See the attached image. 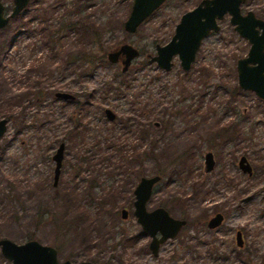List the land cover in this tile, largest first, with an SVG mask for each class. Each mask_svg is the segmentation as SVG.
Segmentation results:
<instances>
[{
  "label": "rangeland",
  "instance_id": "obj_1",
  "mask_svg": "<svg viewBox=\"0 0 264 264\" xmlns=\"http://www.w3.org/2000/svg\"><path fill=\"white\" fill-rule=\"evenodd\" d=\"M74 1L32 0L0 30V119L8 121L0 140V240L36 241L70 264H264V101L237 87L236 62L248 45L229 17L201 43L188 72L177 58L163 72L147 56L170 41L181 16L201 0H168L135 34L123 30L132 0H79L81 11L72 20L101 31V48L129 44L140 52L126 73L109 63L88 73L63 63L81 48L76 33H66L51 51L37 32L55 29ZM0 2L10 14L12 0ZM241 11L264 20V0H245ZM94 46L86 49L96 51ZM205 71L226 89L206 93L201 103L198 96L177 99L182 89H197ZM106 109L114 120H107ZM228 126L235 130L230 141H212ZM145 128L148 138H139ZM61 143L62 167L53 186L52 156ZM153 144L155 160L144 161L141 153L140 167L128 158ZM207 152L215 161L208 173ZM242 156L251 176L238 168ZM159 171L147 210L162 207L187 224L154 257L132 215L133 191L142 176ZM216 213L223 223L208 230ZM237 232L243 248L236 246ZM0 264L10 263L0 254Z\"/></svg>",
  "mask_w": 264,
  "mask_h": 264
},
{
  "label": "water",
  "instance_id": "obj_2",
  "mask_svg": "<svg viewBox=\"0 0 264 264\" xmlns=\"http://www.w3.org/2000/svg\"><path fill=\"white\" fill-rule=\"evenodd\" d=\"M31 0H13L10 14H6L5 7L0 3V30H3L12 19L17 18L29 5ZM168 0H132L128 18L123 24L127 34H135L138 28ZM245 0H201L194 9L184 13L176 25L170 41L164 45H156L155 56H147L149 64H155L163 72L173 67L174 58L178 59L183 72H188L195 62L196 53L201 43L212 34L219 32V23L225 16L229 17V24L234 32L249 46L245 57L236 62L237 87L245 92H252L258 99L264 101V20L257 18L251 11L242 13L241 7ZM140 52L129 44H123L106 54L109 64H120L121 73L129 70L134 60L139 58ZM55 97L62 100H73L67 93H56ZM107 120L112 121L115 115L106 109ZM8 121L0 119V140L6 132ZM64 144H60L52 156L55 164L53 186H56L62 167ZM214 156L207 152L204 156V170L206 173L214 168ZM238 168L243 174L252 175V168L247 159L242 156L238 161ZM161 180L160 176L142 177L133 191L134 202L132 215L140 226L143 234L150 238L148 249L156 257L160 247L168 240L175 239L185 227L186 221L175 219L162 207L147 210L154 187ZM122 220L128 218L125 209L120 211ZM223 215L218 213L207 223L209 230H215L223 223ZM236 246H243V237L236 233ZM0 254L10 264H70L60 262L57 251L49 246H43L36 241L15 244L9 240H0ZM80 264H91L83 262Z\"/></svg>",
  "mask_w": 264,
  "mask_h": 264
},
{
  "label": "trees",
  "instance_id": "obj_3",
  "mask_svg": "<svg viewBox=\"0 0 264 264\" xmlns=\"http://www.w3.org/2000/svg\"><path fill=\"white\" fill-rule=\"evenodd\" d=\"M80 1L75 0L74 2L71 3L70 7L66 10L64 14H61L57 20H56V27L53 30H49L47 27L42 28L38 30L37 32L41 36V44L44 48H48L49 50H54L59 43V41L64 38V35L66 33L74 32L76 33L77 36V44L81 46L76 52L67 54L64 60V65L66 67H70L71 65H74L75 67H78L80 70L87 71L88 73H91L95 67H100L102 65H106L107 59H106V54L109 51H105L103 48H101L100 45V37L102 36L101 31H98V29L91 28L90 26L87 27L83 23L78 22L77 20H72V17H77L79 16L80 13ZM55 26V25H54ZM29 33V32H28ZM62 33H64L62 35ZM89 41V42H87ZM92 44H94L96 51H93L92 48L86 49L87 45H90L92 47ZM1 48V45H0ZM214 76L212 73L209 74L208 72H202V75H200L197 78V81L195 82L197 85V89L192 90V91H187L184 93L182 91L177 93V99L182 100L183 102L185 101H192L194 97L198 96V103L202 102V98L206 93L210 94H217L219 90H224L226 89L223 85H217L214 81ZM199 88V89H198ZM234 90H237L235 88ZM229 94V92H228ZM231 94V92H230ZM190 107V106H189ZM5 119V118H1ZM8 119V118H7ZM150 126V125H148ZM235 130L231 127H226V128H220L218 132L215 134L214 137H212V141H217L221 143H226L227 141H230L232 135H234ZM149 133L148 129H144L141 133V130L139 131V138L146 139L148 138ZM63 144V143H61ZM154 144L146 148L147 150H143L142 152H138L135 156L134 152L129 154L128 158L130 160H137L136 162L140 167L142 166L141 160H140V155L141 153L144 156V161L146 160H155V151H154ZM115 147V146H113ZM118 151L123 154L125 151L123 148L118 149ZM124 156V155H123ZM125 157V156H124ZM137 158V159H136ZM84 162V160H82ZM157 176L162 175L161 171L157 172ZM155 175V176H156ZM145 177V176H142ZM141 177V178H142ZM206 225V224H205Z\"/></svg>",
  "mask_w": 264,
  "mask_h": 264
},
{
  "label": "flooded vegetation",
  "instance_id": "obj_4",
  "mask_svg": "<svg viewBox=\"0 0 264 264\" xmlns=\"http://www.w3.org/2000/svg\"><path fill=\"white\" fill-rule=\"evenodd\" d=\"M31 1H32V0H31ZM31 1H30V2H31ZM166 2H167V1H166ZM166 2H165V3H166ZM0 3H2V2H0ZM12 3H13V0H12ZM165 3H164V4H165ZM29 4H30V3H29ZM3 5H4V4H3ZM12 5H13V4H12ZM131 5H132V3H131ZM4 7H5V6H4ZM5 8H6V7H5ZM11 8H12V7H11ZM153 14H154V13H153ZM153 14H152V15H153ZM152 15H151V16H152ZM151 16H150V17H151ZM150 17H149V18H150ZM225 17H226V16H225ZM225 17H224V18H225ZM149 18H148V19H149ZM15 19H16V18H15ZM13 20H14V19H13ZM221 22H222V21H221ZM219 28H220V26H219ZM232 29H233V27H232ZM233 31H234V30H233ZM212 35H213V34H212ZM241 39H242V38H241ZM244 41H245V40H244ZM245 42H246V41H245ZM246 43H247V42H246ZM247 45H248V44H247ZM248 49H249V46H248ZM112 51H113V50H112ZM140 179H141V178H140ZM216 214H218V213H216ZM216 214H215V215H216ZM220 214H221V213H220ZM215 215H214V216H215ZM214 216H212V217H214ZM212 217H211V218H212ZM211 218H210V219H211ZM208 221H209V219H208ZM208 221L206 222V227H207V223H208ZM186 224H187V222H186ZM185 226H186V225H185ZM207 229H208V228H207ZM217 229H218V228H217ZM208 230H209V229H208ZM243 247H244V244H243V246H242L241 248H243Z\"/></svg>",
  "mask_w": 264,
  "mask_h": 264
}]
</instances>
